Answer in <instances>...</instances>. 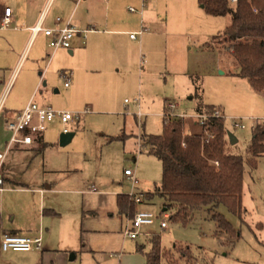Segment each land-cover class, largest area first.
Here are the masks:
<instances>
[{"label":"crops","instance_id":"crops-1","mask_svg":"<svg viewBox=\"0 0 264 264\" xmlns=\"http://www.w3.org/2000/svg\"><path fill=\"white\" fill-rule=\"evenodd\" d=\"M129 5L136 7L135 12ZM7 8L11 9L12 23L4 30L1 20ZM58 18L61 25L71 22L74 27L94 28L96 32L89 34L85 43L82 38L75 39L72 50L53 51L49 39L43 34L34 36L31 29L38 24L56 28ZM212 18L221 17L205 13L199 0H146L145 5L144 0H0V152H5L11 138L8 124L31 100L41 107H51L42 104L45 98L39 93L45 87L50 96L64 73L70 76L69 88L83 83L92 88L98 84L97 76L106 75L116 84L121 69H128L130 64L131 48L126 42L129 40L131 46L137 41L127 39L130 33L145 30L140 51L150 47L156 53L172 47L178 31L191 33L195 27H211L216 23ZM219 35H211L210 40ZM38 41V49L33 51ZM31 54L29 71L19 84L20 67ZM182 65L186 72L188 63ZM18 84V96L22 94L23 99H14L6 108L4 102ZM254 94L261 103L258 98L264 96ZM183 121L185 135L203 134L201 126L199 132H193L185 118ZM47 130L33 135L31 145H12L6 155L1 170L0 264H147L144 249L152 235L137 240L125 236L134 217L120 213L118 197L129 194H122L115 182L107 184L99 177L85 180L73 165L48 162L61 130L51 127L46 137ZM141 206L135 205V214L143 210ZM163 211L170 218V213ZM5 233L41 237L42 250L4 252L1 240Z\"/></svg>","mask_w":264,"mask_h":264},{"label":"rangeland","instance_id":"rangeland-1","mask_svg":"<svg viewBox=\"0 0 264 264\" xmlns=\"http://www.w3.org/2000/svg\"><path fill=\"white\" fill-rule=\"evenodd\" d=\"M128 8L136 9L134 5ZM212 19L216 23L211 27H195L191 33L178 31L174 45L168 50L163 47L156 53L150 47L147 51H140L143 38L139 33H130L127 39L133 34L137 41L131 46L129 40L126 42L131 48L130 64L128 69H121L116 84H112L110 76L106 75L97 76L98 84L92 88L88 89L83 83L72 84L67 89L62 75L50 96L45 87L39 93L45 98L43 105L80 118L68 125L70 132L75 134L71 144L60 147L58 143L57 148L48 154L47 161L73 165L85 180L99 177L107 184L115 182L122 194L132 193V185L124 177L125 170H136L140 181L136 192L151 193L149 198L144 196L141 207L143 211L158 216L165 213V200L155 195L163 179L162 164L147 151L141 152L138 139L142 134H163L165 104L168 113L174 112L185 118L190 130L200 131L192 79L200 86L206 104L225 110L227 129L239 141L230 151L245 159L242 203L246 212L242 219L224 205L217 212L240 233V238L233 245L222 243L216 236V222L207 210L195 214L194 221L186 226L168 220V229L162 230L158 222L146 231L152 234L148 242L160 238V264H264V155L258 158L255 168L247 160V149L253 136L251 120L264 119V98H258L262 100L259 103L248 82L235 75L239 66L227 51L226 43H222L223 39L210 40L211 35L225 32L232 24V16ZM38 46L39 41L33 51ZM31 57L32 54L20 67L19 84L29 71ZM183 62L188 63L186 72L182 70ZM19 84L4 102L6 108L14 99L22 101V94L18 96ZM170 105H175V109ZM232 118L241 119L247 128L235 130ZM51 127L63 133V126L55 122L49 125L46 137L50 136ZM168 212L170 215L174 213L173 210ZM149 244H146L144 253L150 252ZM186 247L190 251L185 250ZM180 253L186 258H181Z\"/></svg>","mask_w":264,"mask_h":264},{"label":"trees","instance_id":"trees-1","mask_svg":"<svg viewBox=\"0 0 264 264\" xmlns=\"http://www.w3.org/2000/svg\"><path fill=\"white\" fill-rule=\"evenodd\" d=\"M199 2L208 15L232 16V24L217 38L223 39L222 43H226L227 51L239 66L235 75L264 96V0H238L234 7L229 0ZM193 84L198 101L197 114L212 113L215 107L202 103L201 88L195 81ZM229 133L224 119L211 117L204 124L203 134L185 135L184 121L171 119L165 108L163 134H142L140 150L147 151L162 164L163 179L155 195L165 200L163 210L174 211L169 221L186 226L194 221L195 214L207 210L218 227L216 236L222 243L233 245L240 233L217 209L224 205L243 218L246 212L242 203L245 159L231 153ZM207 136L208 141L205 140ZM263 155L264 131L257 128L253 130L252 142L247 149V160L252 168ZM149 197L151 195L147 194L146 198ZM118 207L120 213L134 217L135 204L130 196L120 195ZM151 245L146 254L147 264H160V238ZM185 250L190 251V248ZM180 255L186 258L184 253Z\"/></svg>","mask_w":264,"mask_h":264},{"label":"built area","instance_id":"built-area-1","mask_svg":"<svg viewBox=\"0 0 264 264\" xmlns=\"http://www.w3.org/2000/svg\"><path fill=\"white\" fill-rule=\"evenodd\" d=\"M232 4H237L238 0H229ZM146 0H144V5ZM131 12H135L134 8H130ZM12 17L11 9H5L4 17L1 20V28L6 30L11 27ZM61 18L57 19L56 28H44L41 24L36 25L31 29L34 36L43 34L49 39V47L53 51L60 49L72 50L75 39L82 38L83 43L86 42L89 34L96 32L94 28L79 29L74 27L71 22L61 25ZM145 30H142L139 35L142 36ZM131 39L135 40L136 35H130ZM66 79L65 87L70 86V76L68 73L63 74ZM171 109H175V105H170ZM1 113V109H0ZM141 117V114L139 115ZM171 119H184L183 116H176L173 113H168ZM224 119L226 116L219 108H215L212 113H202L197 115L198 124L204 127V124L209 118ZM79 116H75L69 112L57 111L52 107H41L35 100H31L24 110L18 115V117L12 123L7 126L8 131L11 133V138L7 145L5 152H0V192L3 191V180L1 177V170L8 151L14 144L31 145L33 143V135L44 133L50 124L59 122L63 126V133H70L68 125L70 123L78 122ZM232 126L235 130H245L247 127L241 119L232 118ZM251 127L253 130L260 128L264 131V119H252ZM209 137L205 138L208 141ZM125 177L132 185V193L129 196L133 199L136 206H140L144 202V196L138 194L136 189L139 184V180L136 175V171L132 169L125 170ZM169 215L164 213L160 216L149 211H138L129 227L125 230V236L132 240H137L142 236H151L152 234L147 232L146 229L153 227L156 223L160 222V228L162 230L168 229ZM1 232V229H0ZM1 249L4 252H31L42 250V238H31L22 235L5 233L1 240Z\"/></svg>","mask_w":264,"mask_h":264},{"label":"water","instance_id":"water-1","mask_svg":"<svg viewBox=\"0 0 264 264\" xmlns=\"http://www.w3.org/2000/svg\"><path fill=\"white\" fill-rule=\"evenodd\" d=\"M75 137V134L74 133H62L61 136H60V141H59V144L61 147H66L68 146L69 144H71V142L73 141ZM229 139H230V142L232 144V146L236 145L238 143V139L237 137L233 134V133H229Z\"/></svg>","mask_w":264,"mask_h":264}]
</instances>
